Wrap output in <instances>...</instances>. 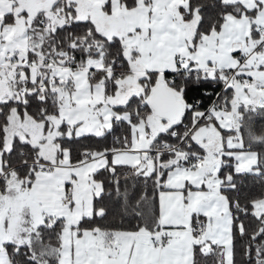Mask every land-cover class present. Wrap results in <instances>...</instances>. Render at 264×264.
<instances>
[{
    "label": "snow or ice",
    "instance_id": "1",
    "mask_svg": "<svg viewBox=\"0 0 264 264\" xmlns=\"http://www.w3.org/2000/svg\"><path fill=\"white\" fill-rule=\"evenodd\" d=\"M0 264H264V0H0Z\"/></svg>",
    "mask_w": 264,
    "mask_h": 264
}]
</instances>
